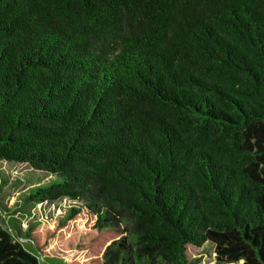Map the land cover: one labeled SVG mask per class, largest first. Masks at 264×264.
<instances>
[{
  "label": "trees",
  "instance_id": "1",
  "mask_svg": "<svg viewBox=\"0 0 264 264\" xmlns=\"http://www.w3.org/2000/svg\"><path fill=\"white\" fill-rule=\"evenodd\" d=\"M0 161V264H264V0H0Z\"/></svg>",
  "mask_w": 264,
  "mask_h": 264
},
{
  "label": "rangeland",
  "instance_id": "2",
  "mask_svg": "<svg viewBox=\"0 0 264 264\" xmlns=\"http://www.w3.org/2000/svg\"><path fill=\"white\" fill-rule=\"evenodd\" d=\"M50 180L49 175L35 171L29 165L0 161V225L2 228L7 231L18 230L22 233L21 231L29 223L66 214L71 205L68 200L62 199L54 203L37 205L23 202L25 195L32 187L43 185ZM13 234L16 235L14 231ZM213 247L211 244L205 243L203 247L193 250L191 253L194 259L192 264H221L217 263ZM39 264L64 263L39 258Z\"/></svg>",
  "mask_w": 264,
  "mask_h": 264
}]
</instances>
